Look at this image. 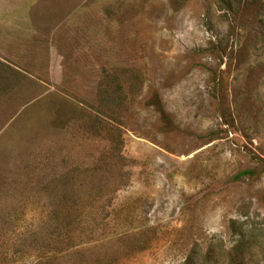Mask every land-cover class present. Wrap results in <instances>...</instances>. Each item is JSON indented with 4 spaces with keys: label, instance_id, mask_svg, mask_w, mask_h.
Here are the masks:
<instances>
[{
    "label": "rangeland",
    "instance_id": "1",
    "mask_svg": "<svg viewBox=\"0 0 264 264\" xmlns=\"http://www.w3.org/2000/svg\"><path fill=\"white\" fill-rule=\"evenodd\" d=\"M0 264H264V0H0Z\"/></svg>",
    "mask_w": 264,
    "mask_h": 264
},
{
    "label": "trees",
    "instance_id": "2",
    "mask_svg": "<svg viewBox=\"0 0 264 264\" xmlns=\"http://www.w3.org/2000/svg\"><path fill=\"white\" fill-rule=\"evenodd\" d=\"M220 5L222 7V10L224 9L228 13H237L241 9V7L243 6V0H220ZM157 106H159L158 103H157ZM254 174H255V170L246 169V170L239 172L235 177L237 179H239L242 176H245V175L252 176ZM58 213H60V211L57 210V215H58ZM68 213H72V211H69V212L66 211V214H68ZM74 213L77 214V212L75 210H74ZM85 213L93 215L94 212H93V210L86 209ZM52 218H54V217H52ZM73 219H69L65 223L61 222L60 220L54 219L55 222H54V224L51 225L54 233L56 234V232H59L58 235H60L61 231H63V233H65L67 235H71L73 232L71 230H69L70 229L69 227L73 224V222H72Z\"/></svg>",
    "mask_w": 264,
    "mask_h": 264
}]
</instances>
